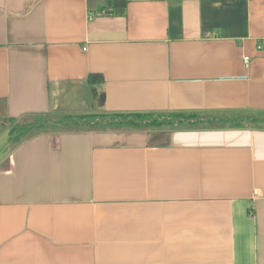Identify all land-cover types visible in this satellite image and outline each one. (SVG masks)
<instances>
[{"label":"crops","instance_id":"obj_1","mask_svg":"<svg viewBox=\"0 0 264 264\" xmlns=\"http://www.w3.org/2000/svg\"><path fill=\"white\" fill-rule=\"evenodd\" d=\"M110 2L0 0V264H264V0Z\"/></svg>","mask_w":264,"mask_h":264},{"label":"trees","instance_id":"obj_2","mask_svg":"<svg viewBox=\"0 0 264 264\" xmlns=\"http://www.w3.org/2000/svg\"><path fill=\"white\" fill-rule=\"evenodd\" d=\"M127 0H111L110 6L123 10L126 7ZM92 84L99 80V76L92 74L89 77ZM32 119L25 122H19L18 118L11 119L13 127L9 129V143L10 145L16 146L23 137H33V135L50 132V131H66L67 129L88 127H99L101 124H114V123H127L134 127H147L151 128L157 123L167 122L183 124L184 122H190L191 119L197 118L196 114H185V113H171L170 115H151L144 113H101V114H64L58 116L57 114H37L31 117ZM247 120L264 121V116L246 117ZM23 119V118H22ZM227 122L231 125H241L243 119H231L226 118Z\"/></svg>","mask_w":264,"mask_h":264},{"label":"rangeland","instance_id":"obj_3","mask_svg":"<svg viewBox=\"0 0 264 264\" xmlns=\"http://www.w3.org/2000/svg\"><path fill=\"white\" fill-rule=\"evenodd\" d=\"M32 118H23V119H19L18 121L19 122H25V121H29V120H31ZM14 125H13V123H10V125L8 126L10 129H11V127H13ZM4 130H6V129H4ZM7 131V130H6ZM3 133H5L4 135H5V139L3 140V141H1L0 142V144H4L5 142H6V139L8 138V135L6 134V132H3ZM24 138V137H23Z\"/></svg>","mask_w":264,"mask_h":264},{"label":"built area","instance_id":"obj_4","mask_svg":"<svg viewBox=\"0 0 264 264\" xmlns=\"http://www.w3.org/2000/svg\"><path fill=\"white\" fill-rule=\"evenodd\" d=\"M245 59L248 61L250 58H249V56H246Z\"/></svg>","mask_w":264,"mask_h":264}]
</instances>
